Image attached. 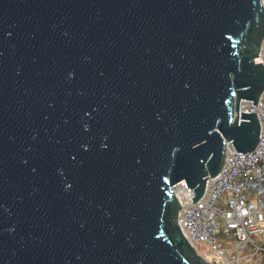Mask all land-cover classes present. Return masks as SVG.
I'll return each instance as SVG.
<instances>
[{"label":"water","instance_id":"95a60500","mask_svg":"<svg viewBox=\"0 0 264 264\" xmlns=\"http://www.w3.org/2000/svg\"><path fill=\"white\" fill-rule=\"evenodd\" d=\"M264 0H0V264H211L183 237L253 151Z\"/></svg>","mask_w":264,"mask_h":264},{"label":"built area","instance_id":"2783aa9c","mask_svg":"<svg viewBox=\"0 0 264 264\" xmlns=\"http://www.w3.org/2000/svg\"><path fill=\"white\" fill-rule=\"evenodd\" d=\"M264 68V38L254 60ZM239 112L254 113L259 123L256 148L240 154L226 146L222 168L207 178L202 198L192 203L185 181L172 187L180 205L177 224L185 240L207 248L196 253L211 264L264 263V90L255 106L241 101ZM262 243V244H261Z\"/></svg>","mask_w":264,"mask_h":264},{"label":"rangeland","instance_id":"374dc122","mask_svg":"<svg viewBox=\"0 0 264 264\" xmlns=\"http://www.w3.org/2000/svg\"><path fill=\"white\" fill-rule=\"evenodd\" d=\"M262 240H264V236L262 237ZM262 244V243H261ZM263 245H264V242H263ZM196 251L198 252V253H204V252H206L207 251V248L205 247V246H203V245H196ZM256 264H264L263 262H262V260L260 261V260H257L256 261Z\"/></svg>","mask_w":264,"mask_h":264},{"label":"bare ground","instance_id":"6f19581e","mask_svg":"<svg viewBox=\"0 0 264 264\" xmlns=\"http://www.w3.org/2000/svg\"><path fill=\"white\" fill-rule=\"evenodd\" d=\"M239 112V111H238Z\"/></svg>","mask_w":264,"mask_h":264}]
</instances>
